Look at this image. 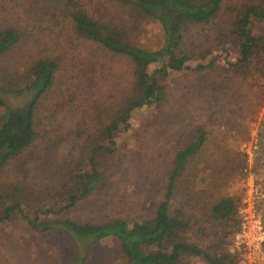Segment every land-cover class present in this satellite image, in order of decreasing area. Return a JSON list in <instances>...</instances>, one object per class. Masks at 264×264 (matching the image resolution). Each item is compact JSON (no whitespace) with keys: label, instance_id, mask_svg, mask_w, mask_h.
Here are the masks:
<instances>
[{"label":"trees","instance_id":"1","mask_svg":"<svg viewBox=\"0 0 264 264\" xmlns=\"http://www.w3.org/2000/svg\"><path fill=\"white\" fill-rule=\"evenodd\" d=\"M40 1L56 25L63 29L65 24L71 25L77 39L95 48L97 57L127 60L129 85L119 95L108 90L104 94L105 101L96 98L93 105L90 104L93 111L83 108L81 120L74 130L48 140L52 145L49 150L53 151L73 137L63 160L62 167L65 168L57 167V177L63 180L54 183L51 176L46 175L41 184H36L39 190L48 191L47 205L37 207L31 215L24 210V193L33 189L37 179V174L34 176L32 172L26 177L32 183L16 180L5 189L0 188V223L20 218L37 232L67 235L75 247L69 264H86L87 250L109 238L118 241L128 264H187L192 258H203L209 264H237L234 254L218 251L211 245L217 246L219 239L239 231L240 220L236 215L241 198L238 193L208 200L204 211L201 210L203 215H195L182 207L178 209L172 203L180 182L187 181L191 166L208 141L205 123L194 126L191 139L175 150L160 190L163 197L154 203L151 218L138 220L126 215L99 222H81L71 219L68 213L83 200L109 187L107 163L117 150L115 135L131 129L130 120L135 110L163 106L167 94L165 82L172 72H200L215 67L216 59L199 62L195 67L189 62L201 61L220 47L228 51L224 56L226 73L232 72L245 83L250 76L252 79L261 76L264 80V0H110L133 7L142 16L159 23L162 43L156 49L133 43L128 25L91 12L82 0ZM36 28L44 30L43 27ZM31 33L28 26H0V57L10 53ZM60 58L48 52L30 63L21 77L0 76V107L4 108L0 115V177L21 156L25 157L26 150L35 141L39 103L50 94L57 79H61L63 63L60 61L63 60ZM73 63V68L78 70L76 79L90 90V79L81 74L98 72L95 63L91 64L90 72L82 73L75 58ZM88 66L85 64L84 69ZM13 83L19 87L10 86ZM10 95L28 98L20 105L12 106ZM260 146H264V130H260ZM235 159L243 166L237 168L241 175L247 165V155L239 152ZM63 169L68 173L63 174ZM228 176L222 179L224 184ZM222 223H233V227L223 237L215 232L212 238L206 225ZM194 229L198 231V241L191 236Z\"/></svg>","mask_w":264,"mask_h":264},{"label":"rangeland","instance_id":"2","mask_svg":"<svg viewBox=\"0 0 264 264\" xmlns=\"http://www.w3.org/2000/svg\"><path fill=\"white\" fill-rule=\"evenodd\" d=\"M82 1L89 5L91 12L128 25L133 43L149 49L161 45L159 23L142 16L133 7L110 0ZM44 6L38 0H0V26H28L32 32L10 53L0 57V76L21 77L26 74L30 63L48 52L63 60L60 61L63 63L61 79H57L50 94L45 95L39 103L35 141L26 150L25 157L21 156L0 177V188L5 189L16 180L32 183L26 178L27 175L31 172L34 176L37 174L33 189L24 193L23 207L29 215L50 200L48 191L39 190L36 184H41L46 175H50L54 183L63 180L57 177V167L65 168L62 167L63 160L73 137L53 151L49 150L51 144L48 140L74 130L81 120L83 108L93 111L90 107L96 98L105 101L104 94L108 90L119 95L129 85L127 60L101 55L97 57L95 48L77 39L71 25L65 24L64 29L56 25ZM36 26L44 30L39 31ZM224 50L216 48L205 59L189 62L195 67L199 62L216 59L218 63L213 68L200 72H172L165 82L167 94L162 107H145L133 112L131 129L115 135L117 150L107 163L109 187L80 202L68 213L71 219L99 222L126 215L138 220L151 218L154 203L163 197L160 190L175 150L191 139L194 126L205 123L208 141L198 160L191 166L187 181L180 182L173 205L195 215H203L208 200L238 193L241 198L239 210H244L246 214L250 211L255 218H261L264 229V146H260V130H264V80L259 75H255L254 79L250 76L246 84L232 72L226 73L223 70L226 65L224 56L228 51ZM73 58L77 64L80 63L81 73L90 72L91 64L95 63L98 72L85 76L81 74L90 79V90L76 79L78 70L73 68ZM85 64L89 65L86 69ZM10 86L19 87L15 83ZM27 98L10 95L9 101L16 106ZM3 112L4 108L0 107V115ZM87 123L90 124L89 121ZM239 152L247 155V165L241 175L237 168L242 164L235 159ZM62 172L68 173L67 169ZM227 174L229 176L224 184L222 179ZM236 216L240 220L242 215L238 212ZM206 226L212 238L215 232L223 237L225 232L227 234L231 230L233 223ZM195 230L191 236L198 241L200 237ZM236 234L237 231L219 239V244H212L211 247L234 254L237 264H241L244 256L235 248ZM119 246L116 239L101 242L87 250L89 259L86 264H128ZM74 248L67 235L61 232H37L20 218L0 223V264H69L75 253ZM187 264L209 263L203 258H192Z\"/></svg>","mask_w":264,"mask_h":264},{"label":"built area","instance_id":"3","mask_svg":"<svg viewBox=\"0 0 264 264\" xmlns=\"http://www.w3.org/2000/svg\"><path fill=\"white\" fill-rule=\"evenodd\" d=\"M249 211V210H248ZM240 229L235 236V248L243 253L241 264H264V229L261 218L240 209Z\"/></svg>","mask_w":264,"mask_h":264}]
</instances>
